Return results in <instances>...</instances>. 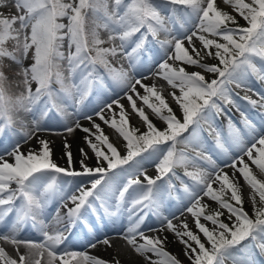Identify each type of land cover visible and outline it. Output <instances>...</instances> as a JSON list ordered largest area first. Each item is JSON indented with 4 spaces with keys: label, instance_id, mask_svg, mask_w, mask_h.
Listing matches in <instances>:
<instances>
[{
    "label": "snow or ice",
    "instance_id": "obj_1",
    "mask_svg": "<svg viewBox=\"0 0 264 264\" xmlns=\"http://www.w3.org/2000/svg\"><path fill=\"white\" fill-rule=\"evenodd\" d=\"M0 264H264V0H0Z\"/></svg>",
    "mask_w": 264,
    "mask_h": 264
},
{
    "label": "rangeland",
    "instance_id": "obj_2",
    "mask_svg": "<svg viewBox=\"0 0 264 264\" xmlns=\"http://www.w3.org/2000/svg\"><path fill=\"white\" fill-rule=\"evenodd\" d=\"M79 135H82V134H78V136H77V139L75 140V143H79V140H78V137H79ZM52 139H54L55 141H56V143L58 144V146L57 147H54V151L57 153V154H59V151H60V139L58 138V137H52ZM55 143V144H56ZM74 150H75V147H74Z\"/></svg>",
    "mask_w": 264,
    "mask_h": 264
},
{
    "label": "bare ground",
    "instance_id": "obj_3",
    "mask_svg": "<svg viewBox=\"0 0 264 264\" xmlns=\"http://www.w3.org/2000/svg\"><path fill=\"white\" fill-rule=\"evenodd\" d=\"M57 146H58V144L56 143V144L54 145V147H57ZM177 247H178V246H176V247H172V250H173V251H176V250H177Z\"/></svg>",
    "mask_w": 264,
    "mask_h": 264
}]
</instances>
